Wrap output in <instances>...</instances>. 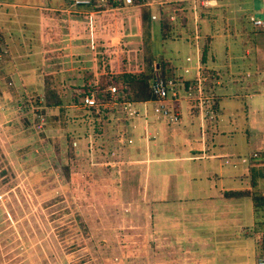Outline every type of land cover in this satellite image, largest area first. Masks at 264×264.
<instances>
[{
    "label": "rangeland",
    "instance_id": "374dc122",
    "mask_svg": "<svg viewBox=\"0 0 264 264\" xmlns=\"http://www.w3.org/2000/svg\"><path fill=\"white\" fill-rule=\"evenodd\" d=\"M38 4L24 7L21 15H7V24L0 30V264H149V251L158 257L155 264L173 261L162 254L159 223L150 221L153 208L148 203L162 192L164 197L172 193L174 176L154 175L160 194L151 193L154 187L147 180V155L139 141L142 134L128 127L136 123V116L144 127L150 119L163 122L165 130L174 124H166L149 110L145 116L125 114L112 103L88 109L84 92L111 84L124 90L125 84L113 73L136 72L147 59L158 72L162 63H169L175 75L166 72L165 79L180 81L193 72L182 68L189 64L184 57L195 54L189 37L199 26L202 36H210L205 65L219 72L217 119L228 125L218 134L223 139L220 143L226 150L246 154L259 144L264 132V23L261 28L252 24L253 19L263 18L264 0H234L215 10L209 20L200 0L111 1L85 6L42 0ZM141 7L150 15L142 25L138 19ZM23 45L28 58L22 53ZM210 83L204 81L207 95ZM45 89L51 96L54 92L60 102L47 103ZM243 90L246 97L237 94ZM243 102L253 121L248 132L239 116ZM197 117L192 121L195 133ZM171 153L166 146L150 155L169 157ZM64 163L68 164V182L62 173ZM176 163L163 160L151 165L169 173L175 172ZM243 202L249 205L247 197ZM160 204L165 210L167 201ZM196 208L185 207L188 214L183 216L187 223L196 216L201 229L184 219L177 226L190 227L188 233L197 236L198 243L202 235H209L204 223L210 210L197 214ZM66 222L67 227L61 228ZM261 232L255 233L257 240ZM78 240L82 244L74 247L72 243ZM237 245V241L218 243L222 261L240 264ZM258 246L251 240L245 242L249 264L255 263ZM207 249L202 253L210 263Z\"/></svg>",
    "mask_w": 264,
    "mask_h": 264
},
{
    "label": "crops",
    "instance_id": "0c3cea01",
    "mask_svg": "<svg viewBox=\"0 0 264 264\" xmlns=\"http://www.w3.org/2000/svg\"><path fill=\"white\" fill-rule=\"evenodd\" d=\"M40 1L42 2V0ZM209 1L211 2L210 4H204L207 11L205 17L208 20L214 16L215 10L221 9L223 6L226 7L228 3H231L234 0ZM41 2L0 0L1 32L3 27L7 24V22H4L7 15L14 13L21 15L25 11L24 7H34L35 5H40L38 3ZM262 14V19L264 20V11H262ZM201 19H203V16H200L199 20ZM199 32L200 27L198 26L196 37L194 35L192 36L194 38L189 37L190 43L194 45L195 54L194 56L186 55L189 59H186V56L184 57V60L189 62V64L182 68L183 72H189L190 69H193L192 74H189L184 78L177 75L180 77V81L174 80L176 81L174 88L178 94L174 102L179 109V121H177L176 124L172 123L174 126H170L168 130H165L163 122L156 120L153 121L152 119H150L148 124L144 127L141 123L142 119L136 116L133 117L135 118L134 121L136 123H130V127L128 128H130L131 131L137 130L138 134H142L141 137L139 136V141L141 140L143 143V149H145L144 152L147 155V163L145 167L147 180L148 182H151V185L154 187L151 193L160 194L157 192L158 185L154 182V175L174 176L175 179L172 193L168 192L169 195L164 197L165 193L162 192L157 196L159 198H155L156 200L148 203L149 206L153 208L148 214L150 221H158L157 224L159 223L158 227H160V235L163 241V246L161 248L162 254H166L168 259L172 257L171 259L173 260H163L161 264H212L211 261L214 259L218 261V263L215 262L214 264H227L225 262L226 260L222 261L217 245L219 242H232L234 244L235 241L238 242L237 255H241V259L239 260L240 264H249L243 246L248 240L255 242L258 246L255 233L257 231H262L264 233V226L261 228L260 225H264V213L261 214L260 209H254L249 196L225 197L223 196L222 191L244 188L264 190V162L252 163V161L260 155L261 151L264 150V132L261 133L259 144L251 151L247 150L246 154L226 150L225 146L220 143L223 142V139L219 138L218 134H223V131L225 130L224 127L228 125H222L217 119V114L221 109V98L216 91L217 84L220 83V80H218L219 72L205 65L206 54L204 62L201 61L202 46H206L207 52L210 36L206 34H203L202 36ZM201 36L203 38V43L198 46L197 40L200 39ZM4 44H8V42H4ZM19 46H22V44L19 43ZM22 50L24 57L28 58L29 55L27 54L29 53L25 54L24 45ZM169 66V63L165 65V71H168L169 74H174L173 69ZM184 68H187V71H184ZM203 70H206V73H203ZM197 71L200 73V76L204 78L203 92L205 91L204 81L208 80L211 82L209 84L210 88L208 87V90H211V92L208 93V95L207 93H204V95L206 97L205 108H207L206 106L209 104L212 113L206 112L203 114L201 111H197L196 108H193L191 111L188 106V100L185 98V95H183L187 82L193 80ZM244 91L245 90H243L242 93L237 94H242V97H246V92ZM212 95H214L215 98L211 97ZM211 100L215 102L212 104ZM136 106L140 107L138 103H136ZM240 108L241 114L239 116L248 132L249 129L253 128V121L247 112V103L243 102ZM181 110L186 114V119L184 120L181 116ZM196 116H198L197 120L199 122L198 133H195L192 128L193 117ZM137 123L141 124V126ZM229 123H232L231 120H229ZM166 124L171 123L166 122ZM143 128L147 133L144 134ZM220 136L223 137V135ZM123 144L126 145L128 143L123 142ZM166 146L170 148L172 152L170 154L171 156L161 157L157 154L155 156L150 155V153H159L162 150V147ZM163 160L177 162L175 172L163 173L156 168L154 169L155 166L151 165L153 162H163ZM195 160L197 163L193 165L192 162ZM214 160H216V163ZM250 166L254 167L257 175L255 177L256 183L252 187L249 185L250 177L248 170ZM162 190L166 191L167 189L163 188ZM169 191H171V189H169ZM243 197L249 199V205L243 202ZM165 200L167 201V206L166 209L163 210L161 209L162 206L160 203ZM189 205L192 207L197 206V214H202V211L207 209L210 210L208 213L209 218L205 217L207 222L204 223L207 230H209V235H202L201 239L198 238L200 240L198 243L196 242L197 236L188 233L191 231L190 227H185L184 230L182 226H177V223L180 221V224L183 223V214H188L184 211V208ZM241 205L245 207V212H247L246 217L242 216L243 209ZM159 207L160 210L158 211ZM174 210L175 212H173ZM262 211L264 212V209ZM214 214H217L218 216L213 218ZM194 217L190 218L192 220L190 223H187V219H184V223L190 224L189 226H195L197 224L199 229H201L202 223ZM256 221L260 223H256ZM205 249L211 254L209 256L210 263L205 262L207 256L202 253L206 252ZM258 252L259 246L255 249L253 259H255ZM148 253L151 254L150 258H148V262L149 264H153L158 257L153 255L154 251H151V253L149 251ZM230 257L235 256L230 255L229 258Z\"/></svg>",
    "mask_w": 264,
    "mask_h": 264
},
{
    "label": "built area",
    "instance_id": "2783aa9c",
    "mask_svg": "<svg viewBox=\"0 0 264 264\" xmlns=\"http://www.w3.org/2000/svg\"><path fill=\"white\" fill-rule=\"evenodd\" d=\"M69 5L73 6H85V5H101L106 2H120L123 4H130L133 0H60ZM201 4H210L209 0H200ZM264 23V20L261 18H255L252 20V24L260 28ZM196 37V34H194ZM189 59L188 56L185 57ZM184 71H187V68H184ZM203 77L200 76V73L197 71L193 80L188 81L185 88L184 94L185 98L188 100L189 109L192 111L193 108H196L197 111H201L203 114L206 112L212 113V109L208 104L205 108L206 97L203 92ZM176 81L173 79H165L160 73L155 69L154 77L149 83V89L152 94V97L149 99H143L139 101H132L129 99H122L117 101V92L115 84L107 85L105 89H90L84 95V104L88 106H103L106 103L118 104L120 110L128 115H135L141 113L143 116L146 115L147 110H149L153 116L161 118L168 123H176L179 121V109L177 104L174 102L178 96L177 91L174 88ZM84 90V89H83ZM175 90V91H174ZM108 93L112 101L104 100V102H99V98L104 97V93ZM94 98H97L95 103ZM196 101V102H194ZM136 103L140 107L136 106ZM135 105V106H134ZM150 105V106H149ZM205 108V109H204ZM258 238V243L260 246L264 247V233L261 232L256 236ZM256 264H264V250L258 252L255 257Z\"/></svg>",
    "mask_w": 264,
    "mask_h": 264
},
{
    "label": "trees",
    "instance_id": "16d2710c",
    "mask_svg": "<svg viewBox=\"0 0 264 264\" xmlns=\"http://www.w3.org/2000/svg\"><path fill=\"white\" fill-rule=\"evenodd\" d=\"M136 1V0H133ZM149 12L145 7L139 8L138 12V19L140 24L142 25L143 23L148 21L149 18ZM160 29L162 30L163 28V23L160 22ZM165 33L161 31V35H164ZM205 54H206V46L203 45L201 49V61L204 62L205 60ZM161 56V55H160ZM162 57V56H161ZM151 59H147V62L144 67H141L138 69L136 72H130V71H125V70H118L115 71L113 74L116 76L118 79H121L120 81L125 84L126 88L123 90L118 89L117 92V101H120L122 99H129L132 101H139L143 99H149L152 97V94L149 89V83L151 79L154 77L155 69L151 67L150 64ZM168 71H165V66L164 63L160 66V75L165 78V73ZM169 73V72H168ZM117 79V80H118ZM44 98L47 103L49 104H58L60 102L59 98L56 96V94L53 92V96H51V92L49 90L45 89L43 92ZM48 96L52 97V100ZM211 97L215 98L214 95ZM73 103L76 102V97H72ZM99 102H104V100L112 101L111 97L108 95V93H104V97L98 99ZM215 101L211 100V103L213 104ZM118 105V104H116ZM99 107V106H98ZM88 109H93L92 106L88 107ZM101 122L99 123V125ZM258 162H264V150L261 151L260 155L257 156L256 159L252 161V163H258ZM62 173L65 176V179L68 182V179H70L69 172H68V164L64 163L61 167ZM249 185L252 187L255 185V177L256 175V170L254 169L253 166L249 167ZM223 196L225 197H240V196H249L254 209H260L264 207V190H258V189H253V188H244V189H229V190H224L222 191ZM1 210V209H0ZM256 223H260L256 221ZM68 223H63L61 228H66ZM81 227L86 230L85 225L83 222H81ZM82 241L78 240L72 243L74 247H77L78 245H81ZM260 251L264 250L263 246H260ZM259 251V252H260ZM256 264V263H255Z\"/></svg>",
    "mask_w": 264,
    "mask_h": 264
}]
</instances>
